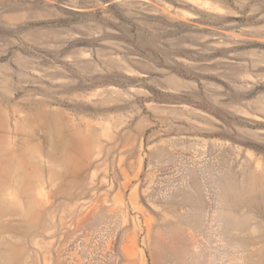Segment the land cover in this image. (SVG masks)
I'll return each mask as SVG.
<instances>
[{"label": "rangeland", "instance_id": "374dc122", "mask_svg": "<svg viewBox=\"0 0 264 264\" xmlns=\"http://www.w3.org/2000/svg\"><path fill=\"white\" fill-rule=\"evenodd\" d=\"M0 135V264H264V0H0Z\"/></svg>", "mask_w": 264, "mask_h": 264}, {"label": "crops", "instance_id": "0c3cea01", "mask_svg": "<svg viewBox=\"0 0 264 264\" xmlns=\"http://www.w3.org/2000/svg\"><path fill=\"white\" fill-rule=\"evenodd\" d=\"M3 151H5V153H3ZM10 152H12V146L10 142L6 139H3V137L0 135V178H2L1 173H4V171L10 172L12 170V162L8 161L7 159H3L4 156L6 157ZM0 191H3L2 185H0Z\"/></svg>", "mask_w": 264, "mask_h": 264}]
</instances>
